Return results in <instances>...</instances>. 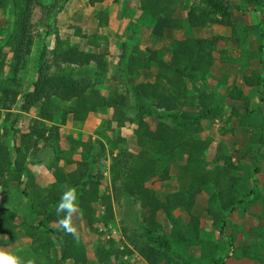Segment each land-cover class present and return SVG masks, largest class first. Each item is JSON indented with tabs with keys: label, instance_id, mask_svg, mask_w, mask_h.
I'll list each match as a JSON object with an SVG mask.
<instances>
[{
	"label": "trees",
	"instance_id": "obj_1",
	"mask_svg": "<svg viewBox=\"0 0 264 264\" xmlns=\"http://www.w3.org/2000/svg\"><path fill=\"white\" fill-rule=\"evenodd\" d=\"M9 6V20L12 26L7 38L10 43L12 62L16 65L23 63L30 55L33 38L31 16L35 0H5ZM65 0L64 3H66ZM189 0H140L141 11L152 22V35L162 38L166 31L183 30L184 24L189 29H205L217 26L232 29L234 39L241 47L251 33L250 27L236 23L232 12L225 0H194V4L186 7L187 15L184 20L176 17L179 5ZM93 3V2H92ZM53 8H57L53 6ZM61 10V7L57 8ZM244 34V35H242ZM245 38V39H244ZM221 37L214 36L199 44L193 38L176 40L172 43L171 58L165 62L150 50L142 51L137 46L124 44L117 65L116 81L130 87L128 97H118L114 94L105 97L98 89L99 81L107 70V63L103 55L96 53H81L71 56L68 62L62 61L58 51L51 59L47 55L41 56L38 78L30 92L22 96L21 111L28 113L38 108L39 119L46 122L60 121L65 123L69 116L84 112L96 114L104 110H112V117L102 123L105 131H115L135 124L136 154H128L126 150L117 147L122 140L114 145L117 152L106 151L105 146L96 140L76 141L70 139L68 148L59 147L58 161L68 163L70 156L81 152V159L75 163V168L64 173L58 169L60 179L49 188L36 187L31 195L21 192V197L29 200L30 206L48 202L49 208L46 219L57 221L55 207L65 185H71L77 191V203L80 217L92 225L96 223L97 208L104 202L102 183L105 180V170L110 160L109 173L115 200L120 203L126 200L133 202L141 211H149L155 191L148 184L165 183L172 180V164L183 163L179 166L176 180L179 190L175 198L174 208L167 205L161 207L162 213L170 227V243L183 252H195L199 257L192 260L194 264H225L227 259L235 255V241L233 235L225 236L228 226V215L234 213L239 205L246 204L257 193L259 175L264 164V153L254 151L257 139H264V113L251 111L250 104L244 100L243 110H231L230 118L235 119L241 128L252 129L254 135L246 152L241 153L240 160L231 166L225 153V147L219 145L212 166L207 162L210 150L209 140L198 141L186 132L184 125L201 121H216L222 118V103L215 101L212 96L202 93L199 84L203 85L211 76L216 62L223 65L234 64L236 61L228 56L224 50L218 48ZM262 46L256 51H242L243 57L260 60ZM5 56L0 54V106L9 109L15 104L20 93L10 90L4 77ZM155 67L153 81H146L132 86L130 80ZM191 88L195 94H191ZM113 99H119L121 107L113 106ZM263 100V99H261ZM263 102L261 101L259 107ZM70 104L67 109L64 105ZM130 113L132 116L128 117ZM158 118L160 121L152 128L150 121ZM168 118L171 124L163 122ZM19 147L15 148L16 159L12 161L11 152L5 142L0 140V177L11 176L12 182L21 186L23 177L30 175L25 167L26 154L38 152L39 144L45 148L59 144L60 134L57 127L46 128L41 124L33 125L28 134L18 137ZM59 146V145H58ZM252 157L256 167L253 169L244 164L248 157ZM238 173L252 180L253 190L249 195L239 199L229 210L223 203V197L236 191ZM10 182L0 180V193L12 198ZM207 195V216L212 228L219 232V236L226 240L225 245L204 240L201 236V220L193 214L197 199L200 195ZM17 200H22L21 197ZM175 210H181L188 215L189 220L184 223ZM14 215L0 207V237L10 240L16 226ZM25 225V224H24ZM26 231L31 227L27 223ZM45 226V224H42ZM160 225L151 226L147 231H160ZM94 231L95 227L92 226ZM60 248L59 263L87 264L86 250L81 235L79 241L62 230L47 231ZM130 245L140 254L146 264H174V253L171 249L153 246L145 234L136 233L127 236ZM9 242L0 239V247L8 246ZM111 249L114 242H110ZM225 246V247H224ZM96 255L101 262L107 263L112 251L102 248L96 249ZM37 251V250H36ZM243 256L264 264V249L256 246L252 252H244ZM24 258H41L47 264L51 262L47 256L34 254L30 251L23 253ZM58 264V262L54 263Z\"/></svg>",
	"mask_w": 264,
	"mask_h": 264
},
{
	"label": "rangeland",
	"instance_id": "obj_2",
	"mask_svg": "<svg viewBox=\"0 0 264 264\" xmlns=\"http://www.w3.org/2000/svg\"><path fill=\"white\" fill-rule=\"evenodd\" d=\"M35 0L31 21L30 35L33 38V46L30 55L23 63L18 65L12 62L10 43L7 40L12 26L9 20V6L5 0H0V54L5 56L4 77L10 90H17L20 98L9 109L0 106V140H5L11 159H16L15 148L19 147L18 137L28 134L33 125L41 124L46 128L55 126L59 130L60 142L53 147L45 148L39 144L38 152L31 151L26 154L25 167L30 175L24 176L23 184L12 182L11 176L0 177L1 181L10 182L12 198L0 193V207L12 213L16 229L9 242L4 247L17 252L23 257V253L31 251L33 254L47 256L51 262L59 263L60 248L54 242L48 230L57 229L55 221H48L46 214L53 202H41L30 206L29 200L21 197V192H27L31 197L34 189L49 188L61 177L58 169L68 173L75 168V163L81 159V152L70 156L68 163L58 161L59 147L68 148L70 139L76 141L96 140L105 146L107 153L117 152V147L127 151L128 154H136L135 124H127L126 127L105 131L102 123L112 117V110L100 111L96 114L84 112L69 116L65 123L60 121L46 122L38 117V108L28 113L21 111L22 96L30 92L38 78V70L41 65V56L47 55L48 59L58 51L63 62H68L71 56L81 53H96L103 55L107 63V70L100 79L98 89L105 97L116 94L118 97H128L125 84L116 81L117 65L124 44L137 46L140 50L155 52L160 59L169 62L171 58V46L176 40L193 38L199 44L211 40L214 36L222 38L218 48L224 50L228 56L235 59L234 64L223 65L216 62L212 68L211 76L205 84L198 87L208 96L221 102L223 114L220 120L201 121L184 125L187 133L198 141L209 140L211 147L207 153V162L212 166L219 145L225 147V153L229 164L234 166L240 160L241 153L246 152L250 145L254 131L241 128L235 119L230 118L232 109L243 110L244 100L250 104L251 111L264 113V0H225L227 7L232 12L233 20L244 26L250 27L251 33L241 47L234 39L232 29L210 26L205 29H189L184 24L183 30L166 31L162 38L152 35V20L140 9V0ZM93 2V3H92ZM194 4V0L187 3L182 1L179 5L176 17L184 20L187 15L186 7ZM61 7V10L53 8ZM244 35V34H242ZM245 39V38H244ZM262 46L263 53L260 60H251L243 57L242 51H256ZM156 73L155 67L150 71L140 74L130 80L132 86L146 81H153ZM191 94L195 91L191 88ZM263 99V100H261ZM114 107H121L119 99H113ZM263 102L259 107V103ZM71 105L66 104L67 109ZM261 112V113H262ZM128 117L132 116L130 113ZM162 120L153 118L150 121L152 128ZM163 122L171 124L168 118ZM121 139L117 147L114 143ZM118 142V141H117ZM59 145V146H58ZM254 151L264 153V139H257ZM56 165V169L53 165ZM244 164L255 168L252 157H248ZM183 163L172 164V180L165 183L148 184L155 191L152 207L149 211H141L133 202L118 203L113 194L109 173L110 160L107 161L105 180L102 183L104 202L97 208L96 223L85 221L80 213L73 217V223L82 237L86 250L87 264H146L140 254L130 245L127 236L136 233L145 234L146 239L159 248L171 249L174 253V264H194L192 260L198 256L195 252H183L170 243V227L161 207L167 205L174 208V202L179 190L176 176L179 166ZM259 184L257 193L246 204L239 205L234 213L228 215V226L225 236L233 235L235 241V255L227 259L225 264H258L243 256L246 251L250 253L256 246L264 249V164L259 175L256 176ZM252 180L238 173V185L236 191L223 197V203L227 210L237 201L253 190ZM21 197V201L17 197ZM184 223L189 220L188 215L181 210H175ZM201 220L204 240L225 245L226 240L219 236V232L212 228L207 216V195L202 194L197 199L193 212ZM27 223L31 227L26 231ZM25 224V225H24ZM42 224H45L43 226ZM160 225L158 232L147 231L151 226ZM95 230L92 231L91 227ZM114 242L111 249L110 242ZM112 251L107 263L99 261L96 255L97 248ZM225 247V246H224ZM37 250V251H36ZM36 264H47L41 258H35ZM66 264H73L68 262Z\"/></svg>",
	"mask_w": 264,
	"mask_h": 264
},
{
	"label": "clouds",
	"instance_id": "obj_3",
	"mask_svg": "<svg viewBox=\"0 0 264 264\" xmlns=\"http://www.w3.org/2000/svg\"><path fill=\"white\" fill-rule=\"evenodd\" d=\"M76 188L65 185L59 202L55 207V214L59 219L56 221L58 230L71 235L74 240L79 241V232L73 223V217L79 213ZM0 264H36L35 257L24 258L17 252L0 247Z\"/></svg>",
	"mask_w": 264,
	"mask_h": 264
}]
</instances>
